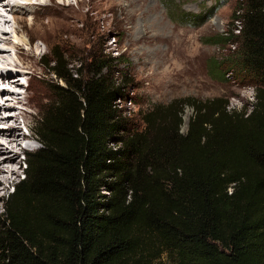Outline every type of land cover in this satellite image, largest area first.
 <instances>
[{
    "label": "trees",
    "instance_id": "16d2710c",
    "mask_svg": "<svg viewBox=\"0 0 264 264\" xmlns=\"http://www.w3.org/2000/svg\"><path fill=\"white\" fill-rule=\"evenodd\" d=\"M213 1L182 18L195 27L229 0ZM231 17L208 43L233 52L211 68L254 85L249 113L188 97L131 116L116 105L135 100L123 58L91 43L72 68L54 47L55 99L3 202L0 264H264V0H235Z\"/></svg>",
    "mask_w": 264,
    "mask_h": 264
},
{
    "label": "rangeland",
    "instance_id": "374dc122",
    "mask_svg": "<svg viewBox=\"0 0 264 264\" xmlns=\"http://www.w3.org/2000/svg\"><path fill=\"white\" fill-rule=\"evenodd\" d=\"M49 4V15L58 19L56 28L40 30L41 24L37 22L28 36L34 39L33 47L40 46L39 37L47 43V48L41 46L37 52L40 55L37 66L42 72L34 75V83L48 89V98L41 107V113L35 116L33 126L39 124L40 115L50 110L55 99L53 84L56 80L49 65L46 66L47 61L53 58L54 47L56 56L66 54L65 60L71 63L72 68L80 61L86 68L92 51L91 43H97V47L114 58H123L116 64V71H124L131 76L136 88L133 92L135 100L131 104L121 103L120 106L128 109L131 116L153 104H167L174 99L188 97L202 101L225 97L229 100L230 109L238 110L243 105L247 106L248 111L251 109V87L254 88V85L240 76L239 79L236 74H231L232 79L228 80L226 72L221 74L211 68L213 63L233 52L229 44L221 46L208 42L210 38L231 29L235 0L218 7L209 19L195 27L182 16L208 15V9L215 6L213 0H53ZM10 15L6 14L12 23L14 21ZM45 15L47 12L41 9L37 17ZM24 16L28 17L26 23L19 25L27 30L31 26L30 16ZM27 49L30 47L24 46L22 51ZM9 57L15 64L24 67L16 55L10 53ZM0 61L4 63L5 60ZM85 68L83 73L86 72ZM115 76L118 77V73ZM13 77L18 76L13 74ZM25 81L27 84L28 79ZM192 113L191 108L184 109L182 133L186 132ZM40 148L38 142L36 149L25 150L23 155L18 153L16 161L19 160L20 164L16 169L17 174L9 176V182L0 187V213L4 211L3 202L12 187L23 176L24 154L34 153ZM16 161L10 166L12 169L16 168ZM154 264L173 262L165 254Z\"/></svg>",
    "mask_w": 264,
    "mask_h": 264
},
{
    "label": "bare ground",
    "instance_id": "6f19581e",
    "mask_svg": "<svg viewBox=\"0 0 264 264\" xmlns=\"http://www.w3.org/2000/svg\"><path fill=\"white\" fill-rule=\"evenodd\" d=\"M52 1L0 0V60H5L4 63L0 61V69L1 66H4L8 67L9 71L6 76H0V84L9 85L8 89L0 90V99L10 97V100L4 99L0 102V126L5 127L0 129V187L9 182V176L17 174L16 169L20 164L19 160L16 161L18 153L23 155L25 150L36 149L39 142L32 123L35 116L41 113V107L44 105L45 99L48 98V89L42 88L40 83H34V75L38 71L42 72L37 66L40 62V55L37 52L41 46L47 48V43L39 37L37 40L41 42L40 46L33 47L34 39L28 36L37 22L41 24L40 30L56 28L58 19L49 15V9H51L49 3ZM58 1L65 2V0ZM41 9L47 12V15L44 16L47 22H44V17H37ZM7 13L8 15L12 14L14 22L11 23L8 20ZM24 14L30 16L31 26L27 30L19 25L27 21L28 17L25 18ZM24 46L30 47V49L22 51ZM10 53L16 55L24 67L15 64L9 57ZM13 74L18 76L17 78L20 76V78L28 79L27 85L22 86L17 78L13 77ZM22 87L26 89H22ZM15 161L16 168L12 169L10 166L14 165Z\"/></svg>",
    "mask_w": 264,
    "mask_h": 264
},
{
    "label": "built area",
    "instance_id": "2783aa9c",
    "mask_svg": "<svg viewBox=\"0 0 264 264\" xmlns=\"http://www.w3.org/2000/svg\"><path fill=\"white\" fill-rule=\"evenodd\" d=\"M235 24H236V27H237V28H235L234 33L237 35V34L239 33V30H240V28H241V25H240V22H239V21H235ZM230 46L234 49V45H230ZM233 49H232V50H233ZM226 78H227L228 80L232 79V75H231V73L227 74V75H226ZM251 89H252V92H253V95L251 96V100H252V101H251V105H252V103L255 101V100H254V92H255V91H254V88H253V87H251ZM120 104H121L120 101H118L116 105H117L118 107H120ZM129 104H131V103H129ZM243 106H244V105H243ZM243 106H241L240 109H238V110L235 109V108H233V109H235V110H237V111H240V110L242 109ZM230 108H231V106L229 105V106L227 107V109H228L229 111H231L232 109H230ZM251 109H252V106H251ZM251 109H250V110H251ZM250 110L248 111V113L250 112ZM109 147L112 148L113 150H116V149H117V146H116L115 144H109Z\"/></svg>",
    "mask_w": 264,
    "mask_h": 264
},
{
    "label": "clouds",
    "instance_id": "9594fccd",
    "mask_svg": "<svg viewBox=\"0 0 264 264\" xmlns=\"http://www.w3.org/2000/svg\"><path fill=\"white\" fill-rule=\"evenodd\" d=\"M22 78H24V77H22ZM24 79H25V78H24ZM26 85H27V84H26ZM24 157H25V158H24V162H23V163H24V167H25V164H26V163H25V161H26V153L24 154Z\"/></svg>",
    "mask_w": 264,
    "mask_h": 264
}]
</instances>
